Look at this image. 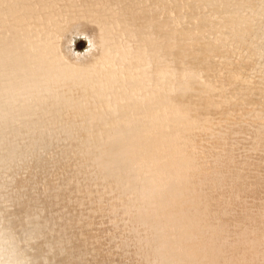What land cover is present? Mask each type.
I'll return each mask as SVG.
<instances>
[{
    "label": "bare ground",
    "instance_id": "1",
    "mask_svg": "<svg viewBox=\"0 0 264 264\" xmlns=\"http://www.w3.org/2000/svg\"><path fill=\"white\" fill-rule=\"evenodd\" d=\"M0 264H264V0H0Z\"/></svg>",
    "mask_w": 264,
    "mask_h": 264
},
{
    "label": "rangeland",
    "instance_id": "2",
    "mask_svg": "<svg viewBox=\"0 0 264 264\" xmlns=\"http://www.w3.org/2000/svg\"><path fill=\"white\" fill-rule=\"evenodd\" d=\"M89 32H87V35L85 34H80L79 36H77L75 38V40H77L75 42V47H77L78 51L84 50L86 47H88L89 45Z\"/></svg>",
    "mask_w": 264,
    "mask_h": 264
}]
</instances>
